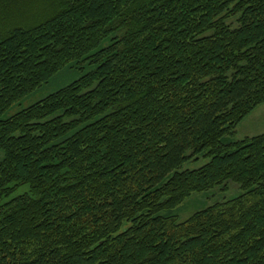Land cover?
<instances>
[{
    "label": "trees",
    "instance_id": "obj_1",
    "mask_svg": "<svg viewBox=\"0 0 264 264\" xmlns=\"http://www.w3.org/2000/svg\"><path fill=\"white\" fill-rule=\"evenodd\" d=\"M263 103L264 0H0V264H264Z\"/></svg>",
    "mask_w": 264,
    "mask_h": 264
},
{
    "label": "rangeland",
    "instance_id": "obj_2",
    "mask_svg": "<svg viewBox=\"0 0 264 264\" xmlns=\"http://www.w3.org/2000/svg\"><path fill=\"white\" fill-rule=\"evenodd\" d=\"M50 92L49 89L42 90L39 93L34 94L28 100L23 102L22 105H17L11 109L7 114L10 116L29 104L37 101L38 99L46 96ZM264 132V103L261 104L255 111H253L248 117H246L237 128L235 138H244L246 136H254ZM210 159H206L200 156L198 159L186 163L182 169H195L203 166ZM242 193V190L236 184L230 185L228 190H219L217 195L215 193L209 194H195L189 201L183 204L177 209V212L181 220L188 218L195 210L214 204L217 201L230 199L236 195Z\"/></svg>",
    "mask_w": 264,
    "mask_h": 264
}]
</instances>
